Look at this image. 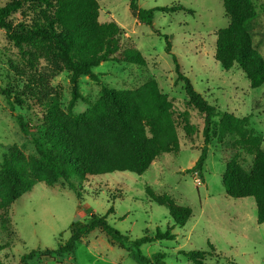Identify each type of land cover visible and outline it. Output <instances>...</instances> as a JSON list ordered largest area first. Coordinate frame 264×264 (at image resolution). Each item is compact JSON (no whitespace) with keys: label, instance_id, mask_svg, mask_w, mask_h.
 <instances>
[{"label":"rangeland","instance_id":"374dc122","mask_svg":"<svg viewBox=\"0 0 264 264\" xmlns=\"http://www.w3.org/2000/svg\"><path fill=\"white\" fill-rule=\"evenodd\" d=\"M9 0H0V7ZM101 21H117L125 30L123 46L138 47L146 58L145 65L125 61H105L94 68L99 81L86 75L79 77L82 94L72 108L85 111L99 97L101 85L134 88L154 78L173 103L178 124L180 149L160 154L143 173L115 171L88 175L71 183L60 179L53 185L40 181L11 202L0 180V257L4 264H20L21 256L34 249L55 250L69 239L70 224L85 221L91 212L107 214L117 230L132 239L154 235L171 228L175 239H162L141 245L143 254L152 257L165 253L166 264H194L181 250L202 249L209 253L207 264H264V223L257 221L254 197L233 198L223 186L226 161L233 154L217 140V125L202 173L187 172L198 159L204 141L205 114L189 103L184 82L178 79L173 56L166 51V35L180 70L193 82L218 112L230 111L248 116V127L262 137L264 148V84L252 88L244 71L235 64L230 70L216 60L217 31L227 27L230 18L223 0H138L144 8L181 3L189 10L164 14L155 11L153 25L139 21L132 13L130 0H98ZM260 12V25L253 40L264 54V0H252ZM16 18H21L17 13ZM46 62L41 60L40 66ZM26 71L20 77L19 70ZM28 67L21 50L4 29H0V86H11L14 93L24 88ZM71 72L65 70L50 83L61 94L62 107L68 110L72 97ZM44 106L28 98L24 106L10 109L6 95L0 93V165L7 147L17 144L27 157L37 154L36 142L43 139ZM220 116H214L219 120ZM19 119L26 125L22 131ZM242 163L250 168L252 156L242 154ZM150 185L156 193H168L177 203L188 205L192 217L184 226L175 225L168 208L152 201L146 191ZM113 207L114 212H109ZM210 243L216 248H210ZM57 260L72 264H140L125 248L111 239L106 231L96 228L76 243L73 254L52 253ZM39 254L28 264H40ZM152 264H156L152 259Z\"/></svg>","mask_w":264,"mask_h":264},{"label":"trees","instance_id":"16d2710c","mask_svg":"<svg viewBox=\"0 0 264 264\" xmlns=\"http://www.w3.org/2000/svg\"><path fill=\"white\" fill-rule=\"evenodd\" d=\"M230 18L227 27L220 28L216 35L215 58L224 69L235 64L244 71L252 88L264 84V54L253 40L260 25V12L252 0H223ZM133 15L141 22L153 25L155 11L164 14L176 13L187 8L181 3L144 8L138 0H130ZM21 14V18L15 15ZM98 0H9L0 7V29L7 32L14 45L21 50L25 62L34 71L27 76L24 88L14 93L11 86H0L6 95L10 109L24 106L28 98L44 106L43 139L36 142L37 154L27 157L17 144L9 145L0 165V180L11 202L20 198L40 181L53 185L60 179L71 183L88 175H101L115 171H130L143 174L162 153L180 149L178 124L174 117L173 103L151 78L134 88H115L101 85L99 97L83 112L72 108L82 94L78 91L79 77L88 76L99 81L94 68L105 61H125L145 65L146 58L133 45L123 46L124 28L115 20L101 21ZM166 51L173 56L178 79L184 82L189 103L205 114L204 141L200 155L187 172L202 173L207 159L214 125H217V140L222 144L229 135L228 148L233 154L226 161L223 186L233 198L254 197L257 206V221L264 223V148L262 137L248 127V116H238L230 111L218 112L216 106L200 93L192 80L180 70L178 58L172 53V44L166 35ZM46 62L45 67L40 62ZM71 72L72 97L68 110L62 107L61 94L50 80L63 71ZM20 77L26 71L19 70ZM219 115V120L214 116ZM22 131L26 125L19 119ZM252 156L249 169L242 163V154ZM149 198L168 208L175 225L184 226L192 217L190 206L177 203L168 193H156L148 185ZM109 212H114L113 207ZM106 215L91 212L85 221L75 220L70 224L69 239L59 243L55 250L34 249L21 256L20 264H28L36 254L40 264H50L56 259L52 254H73L76 243L96 228L108 233L112 240L128 250L140 264L165 263V253L155 252L152 257L143 254L144 243L175 239L171 228L162 231L157 227L154 235L144 234L132 239L127 233L117 230ZM4 247H0L3 249ZM210 248H216L210 243ZM194 264H207L209 253L202 249L181 250ZM0 264H4L0 257ZM57 264H72L57 260ZM233 264H236L233 262Z\"/></svg>","mask_w":264,"mask_h":264}]
</instances>
